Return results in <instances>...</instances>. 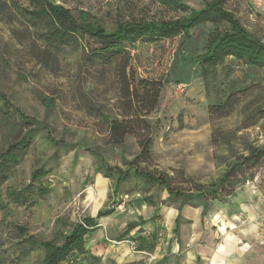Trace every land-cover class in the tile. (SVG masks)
I'll list each match as a JSON object with an SVG mask.
<instances>
[{
  "label": "rangeland",
  "instance_id": "374dc122",
  "mask_svg": "<svg viewBox=\"0 0 264 264\" xmlns=\"http://www.w3.org/2000/svg\"><path fill=\"white\" fill-rule=\"evenodd\" d=\"M50 1L69 9L77 20H80V12L86 13L89 21L109 32L120 22L169 20L186 15L160 0ZM180 1L193 10L202 7V0ZM28 8V0H0V91L25 115L45 122L48 132L38 135L23 164L4 186L3 196L6 198L7 191L29 184L31 173L41 166L54 169V172L46 178L51 189L48 196L35 197L25 206L7 200L8 209L0 211V249L4 251L6 264H42V251L27 254L24 246L19 245L22 237L18 228L27 229L28 235L40 240L51 241L63 223H78L85 217H95L107 206L109 188L114 180H105L95 174L94 158L84 147L100 152L109 166L123 170H126L124 158L133 160L139 153L135 136L126 138L124 151L108 145L109 121L121 118L122 114L117 62L104 64L87 60L81 41L59 50L49 48L43 39L44 27L28 21L25 12ZM227 9L253 36L264 41L261 0H227ZM224 30V26L219 29ZM216 31L212 24L206 23L174 39L139 42L126 48L137 78L162 84L159 104L145 118L151 128L153 146L151 160L142 169L169 175L173 179L172 186L178 189H194L196 185L209 184L223 175L226 167L220 156L228 153L213 143L214 137L219 139L221 135L236 131L238 137L264 145L263 118L245 120L239 110L225 118L209 113L211 106L224 102L232 93L240 97L243 105L264 91V68L248 67L235 59H226L215 68L199 63L206 53L210 36ZM180 84L186 85L183 92L176 88ZM50 139L76 148L59 149ZM253 173L254 179L244 186L264 174V167ZM140 188V184L123 185L126 194L121 197L115 216L105 220L98 237L96 232L88 236V245L96 238L101 239L97 254L101 264H127L139 257H144L143 264H154L156 252L171 248V229L164 225L161 216L154 226H144L140 240H129L140 241V245L144 242L142 253H134L127 242L119 245L109 241L110 238L118 239L132 219H138L139 215L149 216L148 201L154 206L160 205L161 197H167L165 190L158 186L145 192H140ZM217 202L210 201L209 205ZM261 224L264 229L263 217ZM215 235L218 244H222L224 236L218 231ZM257 252L256 257L262 260L247 261V264H264V249L258 248L254 255ZM229 261L235 264L234 256Z\"/></svg>",
  "mask_w": 264,
  "mask_h": 264
},
{
  "label": "trees",
  "instance_id": "16d2710c",
  "mask_svg": "<svg viewBox=\"0 0 264 264\" xmlns=\"http://www.w3.org/2000/svg\"><path fill=\"white\" fill-rule=\"evenodd\" d=\"M28 1L30 8L25 9L28 21L34 26L44 27L43 39L49 48L59 50L81 41L85 45L84 58L87 60L104 64L117 62V79L122 101L119 109L122 114L121 118L109 121L108 145L120 147L124 151L126 138L135 136L138 138L139 153L133 160L124 158L123 166L126 170H123L109 166L100 152L85 144V150L94 158L95 174L105 180H114L109 188L107 206L99 210L95 217H85L78 223H63L56 232V238L51 241L40 240L28 235L27 229L18 228L22 237L19 245L24 246L27 254L42 251V264H101V258L97 255L100 245L90 248L88 236L98 230L102 219L116 213L121 197L126 194L123 185L140 184V192L158 186L167 192L168 201L180 199L182 206L203 207L206 212L210 201H227L235 195L237 188L254 179L255 169L264 167V145L250 143L244 137H238L234 131L221 135L222 138L220 136L219 139H213V143L216 142L228 153L227 156H220L226 169L214 182L199 184L190 190L178 189L172 186L173 179L169 175L142 169L151 160L153 146L151 128L145 118L157 108L162 84L137 78L130 63V54L126 50L127 45L174 39L198 25L209 23L217 31L210 36L206 53L199 60L202 66L215 68L226 59H235L248 67L264 68V41L253 36L236 15L227 9V0H202L199 10L191 9L180 0H160L172 10L186 15L169 20L120 22L112 32L93 24L84 12L79 13L80 20H77L69 9L50 0ZM222 26L225 30L219 31ZM263 96L264 91L261 90L257 96L241 105L240 97L232 93L224 102L211 106L209 113L213 117L225 118L239 110L240 116L243 119L245 117V120L264 119ZM247 127L248 125L245 128ZM43 131L48 132L45 122L25 115L0 91V211H6L9 202L25 206L35 197L45 198L50 194L51 189L46 178L52 175L54 169L41 166L31 173L29 184L7 191L6 198L3 196L4 186L23 164L27 153ZM50 141L59 149L69 151L76 148L64 141ZM77 151L76 149L75 155ZM147 204L153 205L151 201ZM147 223L142 217L128 223L118 241H129L133 235L143 233ZM138 248L139 251H144V242ZM3 252L0 249V264H6Z\"/></svg>",
  "mask_w": 264,
  "mask_h": 264
},
{
  "label": "crops",
  "instance_id": "0c3cea01",
  "mask_svg": "<svg viewBox=\"0 0 264 264\" xmlns=\"http://www.w3.org/2000/svg\"><path fill=\"white\" fill-rule=\"evenodd\" d=\"M261 1L264 6V0ZM168 202V195L161 197L160 205H148L147 218L139 215L148 221L145 226H154L161 216L164 225L171 229V248L164 249L162 253L156 252L157 261L154 264H194L204 260L210 261L209 264H230L231 256H234L235 264L262 260L256 257L258 252L256 255L253 252L258 248L264 249V229L261 224V217L264 215V174L239 188L227 201L209 205L206 212L203 207L182 206V201L172 204ZM107 219L100 221L97 237L100 232L102 234L101 228H104ZM138 219L134 218L132 222ZM216 231L224 236L222 244H218L216 240ZM142 234H135L132 238L140 240ZM100 241L101 239L96 238L89 245L90 248L99 245ZM109 241L119 245L126 244V241L119 242L116 238H110ZM143 259L144 257L134 258L127 261V264L141 262Z\"/></svg>",
  "mask_w": 264,
  "mask_h": 264
},
{
  "label": "built area",
  "instance_id": "2783aa9c",
  "mask_svg": "<svg viewBox=\"0 0 264 264\" xmlns=\"http://www.w3.org/2000/svg\"><path fill=\"white\" fill-rule=\"evenodd\" d=\"M176 88L178 91L183 92L186 89V85L180 84ZM263 223H264V215H263ZM126 242L131 245L132 251L134 253H142L137 249L138 248V242L137 241H126Z\"/></svg>",
  "mask_w": 264,
  "mask_h": 264
}]
</instances>
